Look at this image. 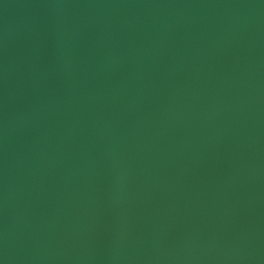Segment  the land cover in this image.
Returning a JSON list of instances; mask_svg holds the SVG:
<instances>
[{"label":"water","instance_id":"water-1","mask_svg":"<svg viewBox=\"0 0 264 264\" xmlns=\"http://www.w3.org/2000/svg\"><path fill=\"white\" fill-rule=\"evenodd\" d=\"M0 264H264V0H0Z\"/></svg>","mask_w":264,"mask_h":264}]
</instances>
